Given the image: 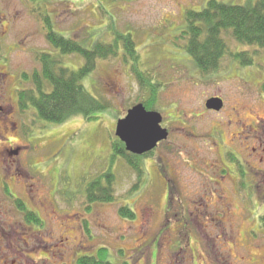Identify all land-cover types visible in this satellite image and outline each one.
<instances>
[{
  "label": "rangeland",
  "instance_id": "obj_1",
  "mask_svg": "<svg viewBox=\"0 0 264 264\" xmlns=\"http://www.w3.org/2000/svg\"><path fill=\"white\" fill-rule=\"evenodd\" d=\"M207 1L41 2L55 30L78 42L111 44L130 34L140 69L161 83L156 110L168 136L136 155L139 177L110 152L116 122L146 100L129 65L120 56L96 62L84 85L109 107L94 120L46 124L21 112L17 90L31 88L21 76L38 71L37 53L50 48L27 0H0V264H79L82 256L112 264H264V53L222 33L228 51L207 73L171 48V25ZM228 52L246 53L252 64L233 63ZM65 63L83 61L71 55ZM210 99L222 101L219 111L206 108ZM108 172L112 200L90 202L86 186ZM16 199L40 225L25 221ZM123 207L133 215H121Z\"/></svg>",
  "mask_w": 264,
  "mask_h": 264
},
{
  "label": "trees",
  "instance_id": "obj_2",
  "mask_svg": "<svg viewBox=\"0 0 264 264\" xmlns=\"http://www.w3.org/2000/svg\"><path fill=\"white\" fill-rule=\"evenodd\" d=\"M42 1L27 0V4L43 25L50 52L37 53L39 70L33 71L29 76H21L22 80L31 84L29 89L20 86L17 90V103L21 112L32 111L41 122L56 125L69 117H79L86 121L96 119L94 115L103 112L109 105L104 99L90 94L84 82L94 71L96 62L118 56L125 65H129V72L135 80L140 81V86L146 91V100L140 102L142 106L147 111H159L156 110L155 97L161 83L154 84L150 76L140 69L139 55L130 34H116L114 27H110L111 32L117 35L111 44L101 41L78 42L55 30L51 16L41 5ZM182 19L179 27L171 25V28H175V45L171 44V48H178L179 55L192 57L197 63L196 67L203 72L215 70L217 60L228 51L221 38L222 33H229L241 46L253 48L255 51L262 50L264 53V0H249L243 5L208 0L201 9L193 10L188 7L182 13ZM71 55L80 57L83 64L78 68L67 65L65 58ZM228 56L232 58L233 63H237L240 57L239 63L243 67L252 64L251 57H247L246 53L228 52ZM110 152L136 170L141 177V156L127 152L116 136L111 142ZM109 174L96 177L86 186L85 194L90 202L112 200L110 180L113 176ZM102 181L106 182L105 185ZM15 202L27 223L33 226L41 224L38 216L31 212L22 200L16 199ZM120 214L128 217L133 215L124 207L121 208ZM259 220L264 228V213ZM78 263L112 264L105 257H99L97 260L91 256L80 257Z\"/></svg>",
  "mask_w": 264,
  "mask_h": 264
},
{
  "label": "water",
  "instance_id": "obj_3",
  "mask_svg": "<svg viewBox=\"0 0 264 264\" xmlns=\"http://www.w3.org/2000/svg\"><path fill=\"white\" fill-rule=\"evenodd\" d=\"M220 99H210L206 108L219 111ZM162 117L155 111H146L142 104L130 108L126 115L115 125V136L121 141L127 152L141 155L152 151L158 143L167 139L168 133L161 127Z\"/></svg>",
  "mask_w": 264,
  "mask_h": 264
},
{
  "label": "flooded vegetation",
  "instance_id": "obj_4",
  "mask_svg": "<svg viewBox=\"0 0 264 264\" xmlns=\"http://www.w3.org/2000/svg\"><path fill=\"white\" fill-rule=\"evenodd\" d=\"M161 127H162V125H161ZM163 128V127H162ZM163 129H165V128H163ZM166 131H167V129H165ZM168 132V131H167ZM236 157V156H235ZM237 158V157H236ZM238 159V158H237ZM240 162V161H239ZM241 163V162H240ZM242 166V165H241Z\"/></svg>",
  "mask_w": 264,
  "mask_h": 264
}]
</instances>
